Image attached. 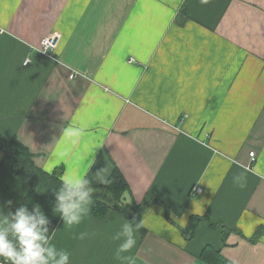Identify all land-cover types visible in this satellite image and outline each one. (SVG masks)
<instances>
[{
    "label": "crops",
    "instance_id": "0c3cea01",
    "mask_svg": "<svg viewBox=\"0 0 264 264\" xmlns=\"http://www.w3.org/2000/svg\"><path fill=\"white\" fill-rule=\"evenodd\" d=\"M73 124L84 136L62 142ZM13 137L61 179L102 184L117 167L124 201L149 202L139 230L116 211L61 216L50 264H211L205 246L264 264V0H0V139ZM27 190L0 150V215ZM125 224L136 244L120 251Z\"/></svg>",
    "mask_w": 264,
    "mask_h": 264
},
{
    "label": "clouds",
    "instance_id": "9594fccd",
    "mask_svg": "<svg viewBox=\"0 0 264 264\" xmlns=\"http://www.w3.org/2000/svg\"><path fill=\"white\" fill-rule=\"evenodd\" d=\"M85 126L69 125L64 128L61 137L62 142L76 144L84 136ZM61 155V154H58ZM108 172L97 174L101 183H109ZM63 188L56 195L59 205L56 211L61 213L62 219L68 228L78 225L81 222V213L88 214L90 209L84 205L93 203L90 197V188L85 190L89 181L83 175L75 171H68L63 176ZM241 188L246 186V180L238 185ZM124 201L123 203H129ZM11 202H9L10 204ZM48 220L42 214L39 206L34 209V214H29L27 207L19 208L15 214L8 216L0 215V264H50L56 253L49 245L50 240L55 236L53 232L49 235L47 227ZM137 230L143 227L142 222L136 225ZM125 234L129 237L120 246V251H128L136 241L132 238L130 225L125 224ZM85 233H79L75 238L83 239ZM11 237V238H9ZM55 264H69V253L61 252L60 259Z\"/></svg>",
    "mask_w": 264,
    "mask_h": 264
},
{
    "label": "trees",
    "instance_id": "16d2710c",
    "mask_svg": "<svg viewBox=\"0 0 264 264\" xmlns=\"http://www.w3.org/2000/svg\"><path fill=\"white\" fill-rule=\"evenodd\" d=\"M0 150L3 151L7 159L10 172L13 176H23L28 183V190L23 197L19 208L27 207L29 214H34V209L39 206L42 214L48 220L47 227L51 235L57 226L61 213L56 211L59 205L57 193L63 188L61 179L63 167H55L47 172L37 166L33 161V155L29 149L16 137L9 140L0 139ZM107 184H88L90 197L93 200L90 211L97 217H103L109 211H116L126 216L130 221L140 222L141 214L146 209L149 202L123 203L124 193L129 192V185L117 167H114L108 176ZM18 208V209H19ZM198 218L192 216L186 227V237L193 236L194 228ZM11 238V237H9ZM201 256L211 264H230L220 254L219 251L205 246ZM3 258H0L2 260ZM10 264V262H6Z\"/></svg>",
    "mask_w": 264,
    "mask_h": 264
},
{
    "label": "built area",
    "instance_id": "2783aa9c",
    "mask_svg": "<svg viewBox=\"0 0 264 264\" xmlns=\"http://www.w3.org/2000/svg\"><path fill=\"white\" fill-rule=\"evenodd\" d=\"M58 40H59V35L57 34H51V35L45 36L40 42L38 51L48 56L53 55V52L58 44ZM74 75L75 74L72 73L70 77H73ZM250 156H251V159L254 160L255 158L254 152H251ZM193 192L195 193L201 192V188L198 186H195L193 187Z\"/></svg>",
    "mask_w": 264,
    "mask_h": 264
}]
</instances>
